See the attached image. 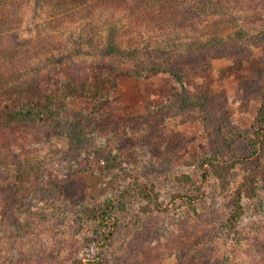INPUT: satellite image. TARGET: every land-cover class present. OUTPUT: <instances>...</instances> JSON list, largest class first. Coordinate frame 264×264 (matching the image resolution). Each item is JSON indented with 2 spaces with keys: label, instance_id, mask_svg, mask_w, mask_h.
Returning a JSON list of instances; mask_svg holds the SVG:
<instances>
[{
  "label": "rangeland",
  "instance_id": "374dc122",
  "mask_svg": "<svg viewBox=\"0 0 264 264\" xmlns=\"http://www.w3.org/2000/svg\"><path fill=\"white\" fill-rule=\"evenodd\" d=\"M54 1L25 0L16 29L23 77L55 95L17 130L0 111V264H188L211 250L213 264H264V174L229 220L258 147L264 0H173L177 18L136 19ZM206 168L204 193L184 175ZM138 182L170 208L150 209ZM110 204L106 230L94 216Z\"/></svg>",
  "mask_w": 264,
  "mask_h": 264
},
{
  "label": "trees",
  "instance_id": "16d2710c",
  "mask_svg": "<svg viewBox=\"0 0 264 264\" xmlns=\"http://www.w3.org/2000/svg\"><path fill=\"white\" fill-rule=\"evenodd\" d=\"M24 2L25 0H0V111L2 113L8 112L7 116L10 120L7 122H9V125L13 124L14 130H17L15 129L18 128L17 126H22L14 122H23L22 124L24 125L30 119H41L42 117L40 116L45 114L46 108L49 109V106L45 104L43 95H55L47 94V92L43 91L39 93L38 83L34 84L27 77H23L24 74L22 72L24 70L22 69V63L24 53L22 54L21 51L24 49L23 46L26 45V41H22V37H20L16 29L22 21L21 12ZM54 2H56L55 6L60 11L71 14V16L78 15V13L86 14L88 13L87 11L92 10L93 6L90 0H56ZM105 2L112 6H123L128 10L129 16H132V19L139 18L148 13L166 14L171 12L170 14H173L172 18H177L180 15L177 10L178 6L173 0H105ZM110 47L113 49L117 48L115 50L117 53L124 52L115 43L110 44ZM54 92H57V90ZM59 92L62 93L61 90H58ZM24 95H36V97L27 98ZM2 117L1 120L6 119ZM259 123L260 128L255 133L257 136L255 144L258 147L247 155L242 156L250 169L246 174L244 182L232 195L230 200L232 210L229 214V220L232 224L238 223L243 216L245 212V199L255 198L258 195L259 176H263L264 174V109ZM251 140L253 141V139ZM184 178L197 187L200 192L204 193L206 192L205 187L211 182L208 168L204 172H201V174H197L196 176L184 175ZM136 193L147 200V206L150 209L166 210L170 208L169 204H166L164 199L160 197V193L154 185L138 182ZM179 196L183 200H186L185 202L194 206V202L189 200V195L180 194ZM114 207L115 205L113 204L107 205L99 209L94 216L103 229H112L113 222L115 223ZM192 244L195 245L193 241ZM187 254L190 253L187 252ZM214 254V250H211L209 255L202 253L199 258H194L188 264H213Z\"/></svg>",
  "mask_w": 264,
  "mask_h": 264
}]
</instances>
